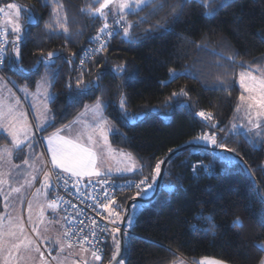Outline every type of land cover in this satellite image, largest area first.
Returning <instances> with one entry per match:
<instances>
[{
    "label": "trees",
    "instance_id": "1",
    "mask_svg": "<svg viewBox=\"0 0 264 264\" xmlns=\"http://www.w3.org/2000/svg\"><path fill=\"white\" fill-rule=\"evenodd\" d=\"M61 2L64 4L61 16L67 14L72 33L67 42L63 34L50 36L44 28L45 23L50 22L51 6L43 7L42 0H0V8L16 3L30 7L39 17L38 23L24 28L21 52L25 71H8L15 74L19 81L24 80L34 88L46 69L43 64L36 71L28 69L36 62L41 50L44 54L56 52L57 58H54L51 67L58 69V75L51 91L60 95L56 97L55 104L50 105L55 109L57 119L47 132L73 121L78 113L84 111L85 105H91L96 97L103 95L109 101L104 113L128 137L127 142H122L119 135H110L111 144L130 152L138 163L144 165L142 173L135 176L124 174L129 177H150L152 168L165 158L169 148L183 146L193 137L208 131L206 124L196 115L200 110L211 112L225 131L231 128L240 95L237 78L245 69L238 66L227 68L228 77L232 80L227 90L214 87L210 79L205 82L203 78L193 79L187 75L169 80V68L179 71L186 64L193 65L196 71L203 70L213 75L224 71L211 64L215 57L207 52L192 50V46L186 45L184 37L199 42L208 34L209 39L216 42L219 51L231 54L234 49L238 53L236 60L246 61L250 66L248 70L264 69V59L261 58L264 56V40L261 39L264 35V0H222L226 7L212 18L201 16L199 6L192 0L186 5L185 15L171 26V31L155 32L145 39L144 30L158 21L163 22L168 11L165 8L149 15V6L126 17L134 22L146 17L133 29L141 38L129 43L122 41L121 36H115L109 41L108 51L97 58L96 62L102 64L106 58L100 81L105 88L103 93L96 90L91 95H85L79 103L73 101L68 106L64 85L69 74L74 76L77 73H70L64 58L75 53L74 64L79 65L83 52L92 46L90 37L96 35L102 21L97 19L93 22L87 14L80 13L81 8L94 4L95 0ZM77 32L82 34L76 35ZM7 34L11 41L14 38L12 32L7 31ZM221 38L224 41L222 47L219 46ZM185 48L189 49L190 54L180 55ZM122 62L129 68L123 80L111 71L112 65ZM94 69L95 64L86 60L85 80L93 78ZM162 81L169 82L164 84ZM182 87L189 93L190 106L182 107L178 101H172L170 107H163L171 93ZM121 90L127 97L128 110L137 112L143 109L146 116L132 123L125 119L118 105ZM224 136L225 133L221 132L220 137ZM221 142L234 148L247 162L251 178L248 172L242 170L244 165L226 172L223 163L218 160L214 164L215 174L208 175L201 169L193 175L191 164L195 161L207 164L212 158L211 149L205 152L199 147H182L166 163L159 191L151 204L139 210L126 264H170L178 256L190 262L214 258L228 264H260L261 258H264V250H260V246L264 245V197L261 195L264 193V145L254 146L251 138L245 139L242 135L222 139ZM170 182L175 187L166 190L164 185ZM133 194L119 193L116 200L123 204ZM204 217H212L216 225L214 231L207 230L210 222ZM236 217L242 220V227L232 224ZM113 251L109 234L107 250L102 257L103 264H108Z\"/></svg>",
    "mask_w": 264,
    "mask_h": 264
},
{
    "label": "snow or ice",
    "instance_id": "2",
    "mask_svg": "<svg viewBox=\"0 0 264 264\" xmlns=\"http://www.w3.org/2000/svg\"><path fill=\"white\" fill-rule=\"evenodd\" d=\"M191 2L192 0H95L94 4L81 8L80 13L87 14L93 22L99 19L102 23L96 35L89 39V43L94 42L96 47L85 50V56L80 58L79 65L74 64L75 53L64 58L69 65L70 73L72 71L77 73L74 76L69 74L64 85L68 106L73 101L79 103L85 95H91L96 90H100L102 93L105 90L100 81L103 78L106 58L104 64L96 61L101 57V54L108 51L109 41L112 38L119 35L122 41L129 43L141 38L140 34L135 33L133 29L137 24L144 22L146 17H140L135 22L129 21L126 18L129 13H136L149 6V15H154L165 8L168 9L163 22L158 21L144 30L143 38L146 39L155 32L171 31V26L185 15L186 5ZM195 2L199 6V14L206 18L214 17L219 10L226 7L222 0H195ZM42 5L43 7L51 6L50 22H46L44 28L50 36L63 34L67 42L72 33L69 29L67 14L61 16L64 4L61 0H42ZM6 8L9 16L13 11L15 13L14 19L8 21L12 24L11 32L14 38L9 41L5 34L4 40L0 42V73H5L6 69L24 72L21 52L24 28L32 23H38L39 17L30 7L16 3H9ZM4 11V8H0V13ZM21 13H23V20H21ZM110 17L111 23H109ZM80 34L82 33H76V35ZM261 39L264 40V35L261 36ZM184 40L186 45L192 46V50L207 52L215 57L216 59L211 61V64L216 69H224V71L213 75L203 70L196 71L193 65L186 64L179 71L169 68V80L175 79L179 75H187L193 79L203 78L205 82L210 79L214 87L227 90L232 85L227 68L235 66L244 68L245 71L239 74L244 93L240 95V102L236 104L235 111H242L244 113L243 120L246 122L233 123L231 128L225 131L220 123L215 121L211 112L200 110L196 112V115L206 124L208 131L193 137L183 146L169 148L165 159L158 161L152 168L150 177L145 176L139 181L127 180L119 185L110 182L113 171L135 176L142 173L144 165L138 163L131 153L121 151L119 154L124 163L122 168L117 167L113 170L111 167H104L105 156L114 151L108 143L109 135H119L122 142H127L128 137L104 116L103 113L109 107V101L103 95L96 97L91 105H85L84 111L78 113L77 120L70 121L57 128L53 133L45 135L44 133L54 125L57 119L55 109L50 107L55 104L56 97L60 95V93L51 91L58 75V69L51 67L54 58H57V53L49 51L44 54L41 50L36 62L28 69L36 71L40 64H43L46 69L45 76L41 77L42 93L39 89L36 93V95L42 96L40 103L38 106L33 104L28 110H22L21 98L6 87L7 85H11L12 88L18 87V90L27 97L33 95L29 93L28 85L17 86L16 81L12 80L10 76L0 74V133L6 134L4 138L8 141L5 145L0 146V204L3 209L0 211V264H51V261H55L56 264H65L59 254L51 256V251H49L46 256L45 251L41 250L42 245L47 247L48 243L52 242L51 236L47 234L48 228L45 226L41 230V225L53 222L46 218V213L50 210L51 214L55 216L60 209L61 202L66 212L73 211L75 215L62 217L69 226L64 228L62 233L56 235L54 243L57 248L54 250L63 253L66 245L71 249L79 244L81 246L80 261L83 264H96V262L103 264L100 255L101 249L95 246V242L98 241L100 233L110 232L114 251L108 264H126L127 252L134 235L133 230L140 215L137 205L151 204L153 189L157 186L158 178L162 174L161 165L165 163L166 159H169V154H178L182 147H199L205 152L209 148L211 149L212 158L207 164L199 161L192 165L193 175L198 174L201 169L208 175L215 174L214 164L218 160L223 163L226 172L233 167L244 165L242 170L248 172L251 178L247 162L239 156L234 148H229L221 140L242 135L245 139L251 138L254 146L264 145V70H248L250 66L246 61L236 60L235 57L238 53L234 49L231 54L219 51L216 42L211 41L208 34H205L199 42L187 37H184ZM210 44L213 46L209 47ZM223 44L224 41L221 38L219 46L222 47ZM189 54L188 48L180 53V55ZM261 58L264 59V56ZM86 60L95 64V74L90 80H85ZM128 70V65L123 62L111 66V71L121 80ZM254 71L259 74L254 75ZM41 81L37 82L38 85L41 84ZM167 82L169 81L161 83L166 84ZM119 87L122 89V85ZM5 92H7V96H5ZM172 101H178L182 107H187L190 106L191 98L188 91L182 87L179 91L171 93L163 107H170ZM118 105L121 114L129 123L146 116V111L143 109L137 112L128 110L127 97L122 90L119 91ZM30 114H32L31 122L29 121ZM78 124H81L82 127H78ZM221 132L225 133L223 138L220 137ZM38 148L41 151H36ZM18 154H23L24 158L20 163H14V157ZM40 173H43V177L39 181L40 187L36 188L29 198V192L34 187V181L38 179ZM105 177L109 179H105ZM179 180L178 176L177 181ZM60 181L63 182V187L69 195L73 194L72 189L76 190V195H83L87 191L89 203L86 206L91 208L96 216L101 215L99 208L107 210L108 217L106 219L109 221L110 229L109 226L101 227L95 219H91V231L89 235H84L87 224L84 219H79L85 214L84 208L77 209L75 204H71V201L62 200L60 197L48 198L49 193L59 186ZM82 182L85 185L84 189L80 187ZM164 187L166 190H171L175 185L170 182ZM116 188H135L136 191L121 204L110 191V189ZM261 195L264 197V193ZM25 199H27V219L24 217L23 208ZM104 200L107 203H102ZM204 219L210 222V227L207 230L214 231L216 225L212 222V217H204ZM56 222L59 223V221ZM232 224L243 226L239 217H236ZM151 243L155 242L151 241ZM85 244L89 247L84 248ZM260 250H264V245L260 246ZM87 252L91 254L90 261L84 258L83 254ZM74 264H79V262H74ZM199 264H205V259L202 258ZM208 264H225V262L213 259L208 261ZM260 264H264V258H261Z\"/></svg>",
    "mask_w": 264,
    "mask_h": 264
},
{
    "label": "rangeland",
    "instance_id": "3",
    "mask_svg": "<svg viewBox=\"0 0 264 264\" xmlns=\"http://www.w3.org/2000/svg\"><path fill=\"white\" fill-rule=\"evenodd\" d=\"M7 6V5H6ZM6 6H2L1 8H4V12H3V15H4V21H3V24H4V26H6V27H8V29H9V31H11V29H12V24H10V23H8V21H9V19H14V17H15V13H14V11L12 12V14H11V16H9V14H8V9L6 8ZM2 24V25H3ZM91 47H94L93 45L91 46ZM83 54H84V52H83ZM83 56V55H82ZM253 70V69H252ZM260 70H264V69H260ZM6 72V75L7 76H10L11 78H12V80H14V81H16V84H17V86H23V85H25V84H27L28 85V83L26 82V81H24V80H22V81H19V79H18V77L15 75V74H13L12 72H9L8 70H6L5 71ZM242 72V71H241ZM240 72V73H241ZM239 73V74H240ZM238 74V78H237V82H238V85H239V88H240V95L241 94H243L244 93V89L241 87V84H240V75ZM253 74L254 75H257V74H259L258 72H253ZM42 76H45V74H43ZM42 76H40L39 77V79L37 80V82L38 81H41V77ZM36 82V84H35V87L34 88H31L29 85H28V89H29V93H31V94H33V95H29V96H27V97H25V94L24 93H22V92H20L19 90H18V87L17 88H12V87H10L11 85H7L6 87L7 88H12L11 89V91L13 92V93H15V95L16 96H18V97H20L21 98V101H22V105H23V107L25 108L24 110H28L33 104H35V105H39V103H40V99L42 98V96H40V95H36V93L38 92V89H39V91L42 93V88H43V83H42V81H41V84L40 85H38V83ZM9 86V87H8ZM240 95H239V97H240ZM5 96H7V92H5ZM240 101H239V98H238V102L237 103H239ZM104 114V116L108 119V121L109 122H111L112 124H114L117 128H119L117 125H116V123L115 122H113L105 113H103ZM243 117H244V113L241 111V112H236L235 113V116H234V118H236V119H234L233 121H232V124L233 123H236V124H240V123H242V122H246V121H244L243 120ZM78 119V116L74 119V120H77ZM31 120H32V114H30L29 115V121L31 122ZM73 120V121H74ZM128 121V120H127ZM129 122V121H128ZM132 122H135V121H132ZM131 122V123H132ZM78 127H82V125L81 124H78ZM119 130H120V128H119ZM55 130H51V131H49V132H46V133H44L45 135H47V134H50V133H53ZM1 139V138H0ZM1 140H3V139H1ZM6 143H8V141L5 139V141H4V145L6 144ZM108 143H109V145L111 146V149H113L114 151L110 154V155H106L105 156V164H104V167L105 168H107V167H111L112 169H116L117 167H123L124 166V163H123V158L120 156V152L121 151H123V152H125V153H130V152H128V151H125V150H121V149H119V148H117V147H115L114 145H112L111 144V142H110V135H109V137H108ZM36 151H41V149H36ZM134 157V156H133ZM23 154H18V155H16L15 157H14V163H20L22 160H23ZM135 158V157H134ZM136 159V158H135ZM136 161H137V159H136ZM138 162V161H137ZM113 173H115V171H113ZM42 173H40L39 174V176H38V179L36 180V181H34V187L31 189V191L29 192V198H31V195H32V193L33 192H35V190H36V188H39L40 187V183H39V181H40V175H41ZM112 175H114V174H112ZM21 179H22V177H21ZM42 179V178H41ZM48 198L49 199H52V194H51V192L49 193V196H48ZM23 208H24V217H25V219H27V199H25V201H24V204H23ZM142 208V206L140 205V204H138L137 205V211L139 212V210ZM3 209H2V204H0V211H2ZM117 211H119V209H117ZM107 214H108V212H107ZM46 218L48 219V220H51V221H53L51 224H48V225H41V230H43V228L46 226L47 228H48V235H50L51 236V240H52V242H50V243H48V245H47V247H45L44 245H42L41 246V250L42 251H45V253L48 255V252L49 251H51V253H52V249H55L53 246H55L56 247V245H55V243H54V240H55V237H56V235L57 234H59L60 233V230H61V232H62V226H61V221H60V217H59V212H57V214L55 215V216H53L52 214H51V212H50V210H49V212H47L46 213ZM56 221H59V223H57ZM29 231H30V229H29ZM111 236V235H110ZM53 243H54V245H53ZM65 248L66 249H68L67 248V245L65 246ZM64 250V256L61 258V259H63L64 261H65V264H74V262H79V264H83V262L82 261H80V255H81V253H80V248H76V249H78V250H75V251H73V254H69V253H71L72 251H67V250ZM72 249V248H71ZM84 255V258H85V260H91L92 258H91V254H90V252H87V253H84L83 254ZM51 258V257H50ZM124 258V257H123ZM69 260V261H68ZM71 260V261H70ZM51 264H56V262L55 261H51ZM96 264H99V262H96Z\"/></svg>",
    "mask_w": 264,
    "mask_h": 264
},
{
    "label": "built area",
    "instance_id": "4",
    "mask_svg": "<svg viewBox=\"0 0 264 264\" xmlns=\"http://www.w3.org/2000/svg\"><path fill=\"white\" fill-rule=\"evenodd\" d=\"M2 20H3V15L0 13V42H2L4 40L5 34H7L6 28H4L2 25ZM7 39L9 40L8 34H7ZM91 44L94 47H96V44L94 42ZM83 56H85V52H84ZM0 74H3V73H0ZM197 162H199V161H195L191 164V171H192V165L197 163ZM42 177H43V173L40 175L39 178L41 179ZM53 179H55V177H53ZM85 179H87V178H85ZM105 179H109V178L105 177ZM127 180L139 181L140 178L138 179V178L129 177L127 175L114 174V175H112L110 182L119 185V184L125 183ZM80 187L82 189L85 188V185L83 182L81 183ZM89 187H91V186H89ZM71 191L73 194L69 195L68 192H66L64 187H63V182L60 181L59 186L54 188L51 191L52 199L60 197V198H62V200L71 201V204H75L77 209L84 208V213H85L84 216L79 217V219H84L86 224H87V227L84 230V235H89V233L91 231V228H92L91 219H95L101 227L109 226V229H110L109 221H108V219H106V217H108L107 210H105L103 208H99L98 210L100 211L101 215L96 216L95 212L92 211L91 208L86 206L87 203H89V201L87 199V195H88L87 191H85V193L83 195H76L75 189H72ZM110 191H112L116 197L119 193L135 192L136 189L135 188H131V189L116 188V189H110ZM82 201H83V203H82ZM102 203H107V201L104 200V201H102ZM58 212H59V217H60L62 232H63L64 228L68 227L69 225L67 223H65V221L62 219V217H64L65 215H75V213L73 211H67L66 212L62 202H61L60 209L58 210ZM195 217L197 218V215ZM109 234H110V232L109 233H100L98 241L95 242V246H98L101 249V252H100L101 257H103L104 254L106 253ZM89 238L91 239V236H89ZM80 247L81 246L79 244H77L74 248H80ZM83 247L88 248L89 245L85 244V245H83Z\"/></svg>",
    "mask_w": 264,
    "mask_h": 264
},
{
    "label": "crops",
    "instance_id": "5",
    "mask_svg": "<svg viewBox=\"0 0 264 264\" xmlns=\"http://www.w3.org/2000/svg\"><path fill=\"white\" fill-rule=\"evenodd\" d=\"M3 21H4V15H3V20H2V24H3ZM3 27L4 28H6L7 29V31H9V29H8V27H6V26H4V24H3ZM9 87V86H8ZM11 87V86H10ZM10 89H12V88H10ZM7 102V101H6ZM25 108L23 107L22 108V110H24ZM6 134H3V133H0V138L1 139H3V137L5 136ZM0 139V146H3L4 144V141H5V139H3V140H1ZM114 170V169H113ZM113 174H122V175H124V174H126V173H113ZM60 233H62L61 232V230H60ZM53 245H54V243H53ZM55 249L57 248V246L55 247V246H53ZM66 249V248H65ZM53 251H52V253H51V256H57L58 254L61 256V258L64 256V253H58V251L57 250H54V249H52ZM67 251H72L71 253H69V254H73V251H75V250H78V249H76V248H72V249H66ZM45 255L47 256V254L45 253ZM205 259V264H208V261H211V260H213L214 258H204ZM49 260H51V258L49 257ZM201 259H199V260H197L196 262H195V264H199V261H200ZM216 260H218V259H216ZM69 261V260H68ZM71 261V260H70ZM180 262H182V264H194V262H190V261H188L187 259H185L184 257H181V256H178L174 261H172L170 264H180ZM225 264H228V263H225Z\"/></svg>",
    "mask_w": 264,
    "mask_h": 264
},
{
    "label": "water",
    "instance_id": "6",
    "mask_svg": "<svg viewBox=\"0 0 264 264\" xmlns=\"http://www.w3.org/2000/svg\"><path fill=\"white\" fill-rule=\"evenodd\" d=\"M174 154H175V153H173V154H169V159H170ZM164 159H165V158H164ZM169 159H166V160H165V163L161 165V168H162V174H161V176L158 178L157 186L153 189L154 194L152 195V199L156 196L157 192L159 191V188H160V185H161V181H162V178H163V174H164V169H165L166 163L168 162ZM121 258H123V257H121Z\"/></svg>",
    "mask_w": 264,
    "mask_h": 264
}]
</instances>
